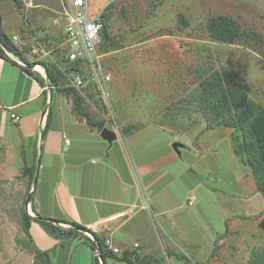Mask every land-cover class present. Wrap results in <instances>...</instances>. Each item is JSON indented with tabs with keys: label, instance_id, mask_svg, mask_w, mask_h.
Masks as SVG:
<instances>
[{
	"label": "crops",
	"instance_id": "1",
	"mask_svg": "<svg viewBox=\"0 0 264 264\" xmlns=\"http://www.w3.org/2000/svg\"><path fill=\"white\" fill-rule=\"evenodd\" d=\"M9 57L16 64L0 58V143L8 148L3 160H9L10 146H15L14 132L18 144L24 145L28 137L42 147L31 203L35 215L73 221L96 233L102 242L112 239L132 264H188L186 259L192 264H240L264 240L260 227L264 195L257 190L250 169L234 154L228 134L224 135L228 128L204 132L198 143L187 135L178 155L172 147L173 135L154 126L110 145L69 105L72 117L68 120L59 114L55 121L52 116L46 138L39 141L40 127L47 120L44 88ZM11 113L20 121L22 116L32 117L37 132L29 136L20 126L12 131ZM64 137L70 141L68 147ZM225 141L231 154L225 150L222 154L235 160L227 169L213 163L219 160L218 146ZM184 151L188 152L185 158ZM21 153L19 168H31L35 156L25 150ZM11 162L6 160L3 166L8 168ZM200 164L206 168L201 170ZM28 182L24 176L21 183L27 186ZM192 196L196 199L189 205ZM29 233L35 249L47 253L46 264H96L97 252L85 237L59 239L35 220ZM229 259L232 262L225 261ZM105 264L129 263L110 256Z\"/></svg>",
	"mask_w": 264,
	"mask_h": 264
},
{
	"label": "rangeland",
	"instance_id": "2",
	"mask_svg": "<svg viewBox=\"0 0 264 264\" xmlns=\"http://www.w3.org/2000/svg\"><path fill=\"white\" fill-rule=\"evenodd\" d=\"M90 1L95 12L105 13L113 40L122 45L116 51L101 52L104 66L112 75V108L106 107L91 89L81 91L80 111L89 116L91 123L110 128L117 122L125 128L130 127L132 135L154 126L168 131L183 145L187 135L192 142L198 143L202 133L226 129L218 125L200 89V82L213 69L229 73L258 106L264 107V0ZM68 3L69 0H19L18 4L6 0L0 3L5 32L9 36L17 34L15 45L46 82L45 65L62 67L63 13ZM179 15L187 20V28H179ZM219 16L230 17L239 24L243 34L234 43L211 38L209 23ZM9 56L23 64L13 54ZM37 68L42 72H37ZM67 83L65 77L60 86L53 89L46 83L44 88L47 103L43 110H50L55 121L59 114L68 120L72 117L69 105L73 114L77 112L74 97L67 92ZM51 94L50 99L48 95ZM80 116L83 117L82 113ZM11 124L12 131L20 126L29 136L37 132V126L28 115L21 117L19 125ZM40 128L43 131L44 127ZM15 134V146H10L12 153L8 157L12 162L8 168L3 166L9 161L3 160L7 146L0 143V264H46L45 257L35 249L23 229V213L34 211L33 204H26L29 182L27 186L21 183L22 178L27 177L25 168H19L23 150L35 156L37 166L40 146L36 145L37 140L28 137L24 145L18 144ZM227 134L232 143L231 129H226L224 135ZM38 139L41 141L40 137ZM227 142L218 146L220 157L213 161L226 169L235 161L222 154L224 150L231 154L227 152ZM183 155L185 158L188 152L184 151ZM200 167L201 170L206 168L202 164ZM223 190L229 191L228 188ZM262 248L264 240L242 258L240 264H247L252 251ZM187 256L198 260L190 253ZM225 261L232 262L231 259ZM199 264L202 263L199 261Z\"/></svg>",
	"mask_w": 264,
	"mask_h": 264
},
{
	"label": "trees",
	"instance_id": "3",
	"mask_svg": "<svg viewBox=\"0 0 264 264\" xmlns=\"http://www.w3.org/2000/svg\"><path fill=\"white\" fill-rule=\"evenodd\" d=\"M6 0H0V3ZM15 4L19 3V0H11ZM94 8V7H93ZM95 10V9H94ZM103 22V29L101 32L102 42L100 44V51L106 54L109 51H116L122 47L120 42L113 40L108 22L107 16L103 12L101 15ZM179 28L184 29L188 27L187 20L183 15H179ZM209 34L212 39L227 43H234L238 40L243 32L240 30L239 24L232 18L227 16H219L212 19L208 26ZM13 54L27 67L22 69L31 77H33L41 87L45 88L46 83L51 85V88H56L61 85L62 78H65L60 68L54 66L45 65L48 82L45 81L38 73L34 72L30 66V62L24 57L23 52L15 45L12 37L5 33L3 29V19L0 13V58L10 63L16 64L8 54ZM43 66L42 63H39ZM220 72L217 69L210 70L201 82L200 89L204 94L205 101L208 103L216 118L218 119V125L225 128L231 129L232 134V147L234 154L240 158L241 162L248 166L251 170L252 176L255 180L257 190L264 195V107L258 106L247 94V92L235 81L229 73ZM95 92L93 88H90ZM111 89V84H110ZM69 94L74 97V105L77 112L74 114L77 117L85 119L88 126L96 128L99 132H102L104 127L101 123H91L89 116L86 113L80 111L83 103L81 97V91L73 88L67 89ZM96 93V92H95ZM45 99H47V91L43 92ZM97 94V93H96ZM53 95V94H52ZM53 97V96H52ZM51 97V98H52ZM82 113L83 117L80 116ZM52 112L48 110L46 124L43 128V139L46 138L47 133L51 128ZM108 129V128H107ZM124 136H132L130 127L122 128ZM36 170V160L31 168H25L24 173L29 177V188L28 196L33 184L34 175ZM35 194L32 196L30 203H33ZM33 211L35 207L33 206ZM38 217H41L37 214ZM35 220L39 222L45 230L51 235L57 238H68L83 236L91 243L93 249L96 251V247H99V253L97 255L96 264H105L107 257L113 256L115 259L132 264V261L127 257L126 254L120 258L117 255H113L104 249V243L98 237L96 233L88 230L73 221L67 220H54L57 225L53 222L38 220L33 218L28 213L24 212L22 221L23 229L25 233L30 237V226L31 222ZM59 224L69 225V228H62ZM78 229L86 230L90 233L94 240L86 237L84 232ZM42 256L47 258V253H41ZM188 264H192L187 260ZM247 264H264V249L254 250Z\"/></svg>",
	"mask_w": 264,
	"mask_h": 264
},
{
	"label": "built area",
	"instance_id": "4",
	"mask_svg": "<svg viewBox=\"0 0 264 264\" xmlns=\"http://www.w3.org/2000/svg\"><path fill=\"white\" fill-rule=\"evenodd\" d=\"M101 15V12L93 10L90 0H69L63 13V54L60 70L67 78L68 88L78 91L93 88L104 105L112 108L110 98L112 75L104 66L103 54L100 51L103 29ZM12 40L16 42L18 38L14 36ZM20 65L26 67L24 63ZM10 117L12 123H19L18 115L11 113ZM122 128L123 126L117 122L111 124L110 128L108 127L117 136L125 137ZM64 144L65 147L70 145V141L66 137H64ZM195 199L192 196L189 205H193ZM84 235L94 240L89 233ZM103 243L107 252L113 255H122V251L114 245L111 239H106ZM138 246L135 244V247ZM96 252L98 255L99 252L97 250Z\"/></svg>",
	"mask_w": 264,
	"mask_h": 264
},
{
	"label": "water",
	"instance_id": "5",
	"mask_svg": "<svg viewBox=\"0 0 264 264\" xmlns=\"http://www.w3.org/2000/svg\"><path fill=\"white\" fill-rule=\"evenodd\" d=\"M8 56H9V54H8ZM30 68L34 69L35 66H30ZM49 88H51V86H49ZM49 97L51 99L52 94ZM47 111H48V109L45 108L43 116L47 113ZM100 137L104 141H107L110 145L113 144L118 139L117 134L114 131H111V130H109L107 128L102 130V132L100 133ZM40 138H41V141H43V133L42 132L40 134ZM172 147H173V150L175 151V153H177L179 155L180 148H183L184 145L182 143H180V142H176V143L173 144ZM40 152L42 153V147H40ZM41 161H42V154H40V156L38 157V160H37V166H36V170H35V175H34V180H33V184H32V189L30 190V193H29V196H28L27 202H26V204L28 206H29L30 200H31L32 196L34 195L35 190L37 188V183H38L39 173H40V168H41ZM26 213H28L30 216H33V217L37 218L38 220H45V221L53 222V223L56 224V222H54L51 219L44 218V217H38L33 212L30 213L29 210H27ZM260 227L262 229H264V220L262 221ZM78 230L81 231V232H84V233H88L86 230H82V229H78ZM96 250L99 252V247L98 246H97Z\"/></svg>",
	"mask_w": 264,
	"mask_h": 264
},
{
	"label": "bare ground",
	"instance_id": "6",
	"mask_svg": "<svg viewBox=\"0 0 264 264\" xmlns=\"http://www.w3.org/2000/svg\"><path fill=\"white\" fill-rule=\"evenodd\" d=\"M38 71L42 72V69L41 68H37Z\"/></svg>",
	"mask_w": 264,
	"mask_h": 264
}]
</instances>
